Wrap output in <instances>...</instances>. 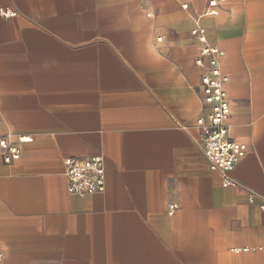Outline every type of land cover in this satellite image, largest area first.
Segmentation results:
<instances>
[{"label":"crops","instance_id":"0c3cea01","mask_svg":"<svg viewBox=\"0 0 264 264\" xmlns=\"http://www.w3.org/2000/svg\"><path fill=\"white\" fill-rule=\"evenodd\" d=\"M211 1L0 0L4 264H264V0ZM199 29L247 148L230 187L197 144ZM94 156L105 193L70 195L65 159Z\"/></svg>","mask_w":264,"mask_h":264},{"label":"built area","instance_id":"2783aa9c","mask_svg":"<svg viewBox=\"0 0 264 264\" xmlns=\"http://www.w3.org/2000/svg\"><path fill=\"white\" fill-rule=\"evenodd\" d=\"M226 1L228 0L211 1V11L208 15L218 16L219 11L216 8ZM3 14L8 18L15 15L10 12ZM193 34L198 36L203 47L195 63L204 70L200 89L203 93L202 102L209 109L207 116L197 121V127L201 131L197 144L209 160L211 169L220 172L224 178V185L230 187L234 183L228 174L244 159L247 148L232 139L227 123L231 115V104L225 89L228 79L222 75L221 69V59L225 52L209 45L204 29L194 31ZM20 142H24V139ZM0 156L5 163L11 164L21 158V148L9 138L0 137ZM64 164L70 195L84 198L105 193L107 172L103 156L68 158ZM250 201L253 202L252 197ZM174 212L175 207L171 206L169 214L172 215ZM0 264H4L2 255Z\"/></svg>","mask_w":264,"mask_h":264}]
</instances>
